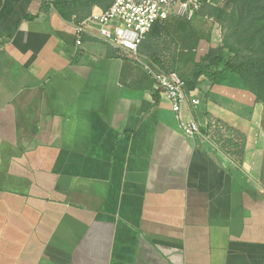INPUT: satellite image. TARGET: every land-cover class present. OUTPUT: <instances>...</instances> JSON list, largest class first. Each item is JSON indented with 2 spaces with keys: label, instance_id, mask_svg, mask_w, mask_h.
Wrapping results in <instances>:
<instances>
[{
  "label": "crops",
  "instance_id": "1",
  "mask_svg": "<svg viewBox=\"0 0 264 264\" xmlns=\"http://www.w3.org/2000/svg\"><path fill=\"white\" fill-rule=\"evenodd\" d=\"M111 1L0 0V264H264V103L223 64L193 81L225 49L200 11L136 55L77 45ZM146 65L186 79L200 134Z\"/></svg>",
  "mask_w": 264,
  "mask_h": 264
},
{
  "label": "built area",
  "instance_id": "2",
  "mask_svg": "<svg viewBox=\"0 0 264 264\" xmlns=\"http://www.w3.org/2000/svg\"><path fill=\"white\" fill-rule=\"evenodd\" d=\"M210 0H112L99 13H91L75 24L77 45L84 37L102 41L122 54H138L139 46L151 29L170 15L192 19ZM154 77L158 89L172 103L179 126L188 137L201 133L200 124L194 118H186L183 105L188 103L187 81L177 71L146 65ZM191 98L190 104L197 105Z\"/></svg>",
  "mask_w": 264,
  "mask_h": 264
},
{
  "label": "rangeland",
  "instance_id": "3",
  "mask_svg": "<svg viewBox=\"0 0 264 264\" xmlns=\"http://www.w3.org/2000/svg\"><path fill=\"white\" fill-rule=\"evenodd\" d=\"M200 15L219 29L224 54L239 62L264 57V0H210L201 8ZM212 16V17H210ZM212 18V19H211ZM246 75L253 73L250 64Z\"/></svg>",
  "mask_w": 264,
  "mask_h": 264
},
{
  "label": "trees",
  "instance_id": "4",
  "mask_svg": "<svg viewBox=\"0 0 264 264\" xmlns=\"http://www.w3.org/2000/svg\"><path fill=\"white\" fill-rule=\"evenodd\" d=\"M156 25L152 29H154ZM224 47L229 48V52H234V50L230 46L224 45ZM206 60L208 61V63L201 65L199 71L195 73L193 79L194 82L201 74L209 73V70L213 66L223 64L227 70L234 74H237L241 78L243 86L256 95L257 101L264 103V57L246 60L245 62H235L232 58L226 57L225 54H218L214 56L207 55ZM250 64H252L254 72L246 75L245 72L249 71L247 67ZM211 74L214 75L216 74V72ZM224 142L231 144L230 139L225 140ZM238 152H240V154L242 153L241 148Z\"/></svg>",
  "mask_w": 264,
  "mask_h": 264
}]
</instances>
